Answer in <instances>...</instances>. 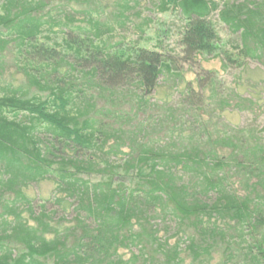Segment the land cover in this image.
<instances>
[{
    "label": "trees",
    "instance_id": "1",
    "mask_svg": "<svg viewBox=\"0 0 264 264\" xmlns=\"http://www.w3.org/2000/svg\"><path fill=\"white\" fill-rule=\"evenodd\" d=\"M219 3L218 18L239 34L240 53L260 60L264 0H160V11L181 17V60L213 52ZM77 12L84 25L75 23ZM118 14L122 29L129 19ZM114 24L100 20L93 0H0V55L13 56L25 81L0 88V264H176L180 241L198 259L214 245L219 218L248 225L259 212L231 179L264 172V140L219 129L229 103L211 72L196 78L197 90L186 83L174 106L151 102L172 61L111 43L104 35ZM48 34L57 40L42 41ZM148 110L145 122L130 124ZM43 180L55 184L60 221L44 205L36 214L23 192ZM157 218L175 220L182 237L170 244L158 236ZM257 252L264 264V231Z\"/></svg>",
    "mask_w": 264,
    "mask_h": 264
},
{
    "label": "rangeland",
    "instance_id": "2",
    "mask_svg": "<svg viewBox=\"0 0 264 264\" xmlns=\"http://www.w3.org/2000/svg\"><path fill=\"white\" fill-rule=\"evenodd\" d=\"M126 1L93 0V3L99 9L101 21L114 24L119 11L129 19L122 29L114 24V30L105 33L104 37L109 39L111 43L122 41L124 47H144L155 50L172 61L170 71L163 70V74L158 80L157 92L153 94L151 102L156 101L159 105L174 106L180 101V94L183 92L186 83H191V86L197 90L196 78L210 76L209 72H211L216 82L217 94L227 99L229 103L228 106L224 107L220 116L219 129L225 128L227 131L240 129L249 136L264 140V56H261L260 60H256L251 57H244L240 53L239 34L231 31L218 18V11L222 9L221 3H219L218 10L211 15V21L215 25L219 36L215 49L211 54H197L193 61L185 63L181 60L183 55L179 33L182 20L178 12L172 9L165 12L160 11L158 7L160 0ZM242 1L229 0L230 3ZM125 2L130 7L128 10H124ZM79 6L82 8L86 4L82 3ZM74 17L76 24L84 25L82 23L83 17L79 12ZM48 36L50 39L41 40L50 43L52 40H57V35L48 34ZM226 56H230V59H232H226ZM16 67L13 56L6 50L3 51L0 55V88L8 86L14 88L25 84ZM30 92H34V90ZM30 92L29 95L32 94ZM103 103L100 100L97 106ZM124 107L127 108L128 106L125 105ZM150 113L151 111L148 110L144 115L131 117L133 121L130 124L135 126L137 124L136 120L139 118L145 122ZM126 130L132 129L128 128ZM162 131L164 132V130ZM131 136L129 135V137ZM124 140L129 143L128 138H124ZM114 142L115 140L112 137L109 138L105 150H107L108 144L111 145ZM121 150L126 151L127 148L124 147ZM223 153L227 154L226 152ZM121 156V154H117V157ZM112 157L114 158L113 155ZM255 173L256 175L251 179L246 176V173L233 176L231 179V185L237 194L241 198L246 197L252 200L250 208L259 210L256 214H253L251 224L239 225L229 222L228 219L219 218L214 235L215 243L208 253L203 254L198 259H193L191 253L186 250L187 243L180 241L182 251L179 252V256L182 260H179L176 264H263L258 255L257 246L264 231V172L260 175H258V172ZM54 190L55 184L51 180H43L38 183L32 182L23 187V192L27 199L31 201L34 212L37 214L43 205L50 212L56 210L57 215H55L53 221L57 222L62 218L63 212L62 207L53 205L54 196L56 195ZM18 204L23 209L22 217L30 224L35 225L29 218L26 204ZM65 215L66 217L61 220L62 225H68L72 222L71 214ZM174 222L175 220L172 218L155 219V224L159 230L158 236L168 239L170 244H174L178 236L182 237L180 232L175 233L173 231ZM256 222H262L263 225L258 226ZM151 250V254L159 255L153 248L149 249L150 252ZM122 252L126 256L125 258L130 255L126 250H122Z\"/></svg>",
    "mask_w": 264,
    "mask_h": 264
}]
</instances>
